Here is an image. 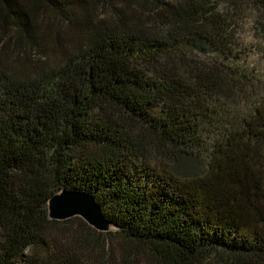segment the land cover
<instances>
[{"label":"trees","instance_id":"trees-1","mask_svg":"<svg viewBox=\"0 0 264 264\" xmlns=\"http://www.w3.org/2000/svg\"><path fill=\"white\" fill-rule=\"evenodd\" d=\"M60 1L0 0V264H264V58L237 35L264 0ZM63 7L90 30L71 52L45 18L49 66ZM61 191L113 229L50 219Z\"/></svg>","mask_w":264,"mask_h":264},{"label":"rangeland","instance_id":"rangeland-1","mask_svg":"<svg viewBox=\"0 0 264 264\" xmlns=\"http://www.w3.org/2000/svg\"><path fill=\"white\" fill-rule=\"evenodd\" d=\"M58 2L61 3L60 0H58ZM63 8V14L69 18V21L66 22L65 19H62V16L57 17L58 15L47 10L43 11V13L38 16L36 22V25H38V29L36 30L37 36L46 35V52L44 54L36 52L33 54V57L49 66H59L65 56L56 45L52 33L45 32L46 19L57 25V28L61 30L64 35L70 39V41H72L71 43L69 42L65 45L66 49L71 52L74 51V48L78 43H80V45L83 44L90 30L88 25L85 23L83 15L84 12L82 11L83 9L80 10L79 7ZM99 15L106 19L113 16V9L111 7H104ZM257 32L258 31L251 16L246 17L237 29V35L241 38L245 45L250 47V51H252V57L254 59H258V56H262L264 58V37ZM260 61L259 68L264 71V60ZM158 164L159 163L157 162V166Z\"/></svg>","mask_w":264,"mask_h":264},{"label":"water","instance_id":"water-1","mask_svg":"<svg viewBox=\"0 0 264 264\" xmlns=\"http://www.w3.org/2000/svg\"><path fill=\"white\" fill-rule=\"evenodd\" d=\"M74 216L81 217L98 231L113 229V225L104 218L94 198L86 193L61 191L49 198L50 219L65 220Z\"/></svg>","mask_w":264,"mask_h":264}]
</instances>
